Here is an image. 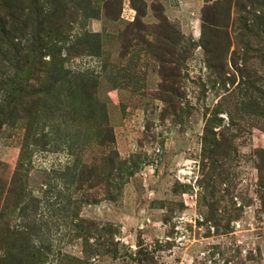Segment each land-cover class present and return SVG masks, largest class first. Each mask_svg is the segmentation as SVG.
<instances>
[{
    "label": "rangeland",
    "instance_id": "374dc122",
    "mask_svg": "<svg viewBox=\"0 0 264 264\" xmlns=\"http://www.w3.org/2000/svg\"><path fill=\"white\" fill-rule=\"evenodd\" d=\"M55 4L56 27L47 25ZM43 11V43L53 47L58 29L66 67L99 77L96 95L115 144L86 141L84 161L99 163L110 152L132 171L115 201L104 186L74 197L84 200V228H98L87 242L69 239L65 218L44 216L50 231L35 241L51 249L44 264H264V0H0V32L18 28L30 45ZM0 60L7 82L10 65ZM18 114L14 126L0 119L7 182L26 134L28 115ZM57 137L33 156L26 184L36 196L52 168L69 160L53 152Z\"/></svg>",
    "mask_w": 264,
    "mask_h": 264
},
{
    "label": "trees",
    "instance_id": "16d2710c",
    "mask_svg": "<svg viewBox=\"0 0 264 264\" xmlns=\"http://www.w3.org/2000/svg\"><path fill=\"white\" fill-rule=\"evenodd\" d=\"M59 9L55 4L54 14L50 15L53 22L47 21L44 11L41 15L37 14L38 32L33 34L34 43L30 45L24 36L26 32L22 34L18 28L7 31L3 27L0 32V44L7 47L4 53L0 49V57L2 60L7 59L10 65L5 82L2 78L5 76L4 67L0 60V91L7 86L6 94L3 93L4 98H1V102L5 101L7 105L0 106V119H6L8 125L14 126L13 120L22 117L18 116L20 110L21 115H28L21 154L11 181H3L0 177V264L45 263L51 249L35 244L39 233L47 236V231H50L48 221H43L44 216L65 218V222H69L68 226L73 229L69 239L87 242L97 234L98 228H84L85 222L79 218L84 200L74 197L104 186L106 200L115 201L132 177L128 162L120 161L118 154L112 156L109 152L93 165L83 159L86 141L91 140L97 147L107 148L115 144V137L108 124L107 108L96 95L99 77L94 73L91 76L88 72L76 73L66 67V60L61 59L60 51L57 50L58 44L65 41V36L58 29L53 31V47L49 48L43 43V27L46 21L47 25H58L60 17L56 14ZM61 11L65 12V8H61ZM46 54L52 58L50 63L42 60ZM26 70L27 77L19 82L11 78L13 73L22 74ZM26 87L31 91L25 100L23 93ZM69 121L72 124L83 122L91 128L69 130ZM55 135L58 137L54 145L60 146H54L53 152L63 151L69 160L65 166L52 168L50 180L43 184L36 196L26 184L33 156L46 151ZM62 135L67 138L63 142L59 140ZM120 164L125 168H121ZM12 217L18 221L27 220L12 225ZM99 232H103L104 236L114 235V231L107 228ZM84 253L88 256L94 253L89 243ZM102 253L117 256V252L110 249H104Z\"/></svg>",
    "mask_w": 264,
    "mask_h": 264
}]
</instances>
